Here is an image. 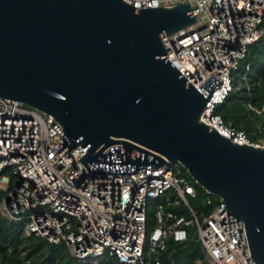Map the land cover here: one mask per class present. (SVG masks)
<instances>
[{
	"label": "water",
	"instance_id": "1",
	"mask_svg": "<svg viewBox=\"0 0 264 264\" xmlns=\"http://www.w3.org/2000/svg\"><path fill=\"white\" fill-rule=\"evenodd\" d=\"M194 20L188 1L0 0V96L52 114L91 172L179 161L243 220L264 264V145L200 120L219 79L204 95L165 53L162 35Z\"/></svg>",
	"mask_w": 264,
	"mask_h": 264
},
{
	"label": "built area",
	"instance_id": "2",
	"mask_svg": "<svg viewBox=\"0 0 264 264\" xmlns=\"http://www.w3.org/2000/svg\"><path fill=\"white\" fill-rule=\"evenodd\" d=\"M126 1L135 6L189 2L195 20L162 35L166 56L204 95L199 84L211 73L219 79L200 120L234 141L256 143L214 108L234 88L232 70L247 45L264 35V0ZM84 151L52 114L0 96V215L27 212L23 234L64 241L71 255L92 263L106 252L129 264H163L159 250L172 236L200 241L205 256L217 264H257L243 220L221 196H198L171 161L134 172H91L79 159ZM149 201L156 224L147 232ZM167 203L183 210L166 208Z\"/></svg>",
	"mask_w": 264,
	"mask_h": 264
},
{
	"label": "trees",
	"instance_id": "3",
	"mask_svg": "<svg viewBox=\"0 0 264 264\" xmlns=\"http://www.w3.org/2000/svg\"><path fill=\"white\" fill-rule=\"evenodd\" d=\"M247 64L249 68L245 70ZM235 70H239V74L233 76L234 88L214 111L226 123L244 129L251 141L258 142L264 137V35L247 45ZM243 71H246L244 78L238 80ZM178 168L193 183L198 196L206 192L182 164ZM207 194L210 192L207 191ZM193 199L198 200L197 197ZM165 207L183 210L181 205L172 203L165 204ZM26 213L17 217L0 215V264H129L106 252L99 256L96 263L83 261L70 254L64 241H49L37 233L23 234ZM158 256L163 264H217L205 256L200 241L191 237L178 241L168 236Z\"/></svg>",
	"mask_w": 264,
	"mask_h": 264
},
{
	"label": "rangeland",
	"instance_id": "4",
	"mask_svg": "<svg viewBox=\"0 0 264 264\" xmlns=\"http://www.w3.org/2000/svg\"><path fill=\"white\" fill-rule=\"evenodd\" d=\"M239 74V70H235L233 69L232 70V75L235 77V76H238ZM257 144H260V145H264V137H262L261 139H259L258 142H256ZM179 164H181L179 161L177 160H172L171 161V165L174 167V169H177ZM179 169V168H178ZM194 180V179H193ZM195 181V180H194ZM200 185V184H199ZM201 186V185H200ZM203 187V186H202ZM204 188V187H203ZM204 190L206 192H204L202 194V196H205L204 194L206 195H211L213 197V195L210 193V194H207V190L204 188ZM201 196V195H200ZM191 202L193 203V205H197L198 204V200H194L193 198L190 199ZM153 210H154V203L152 201H149L148 202V209H147V223H146V226H148V230H151L152 227L156 224L155 222V218H154V215H153Z\"/></svg>",
	"mask_w": 264,
	"mask_h": 264
}]
</instances>
